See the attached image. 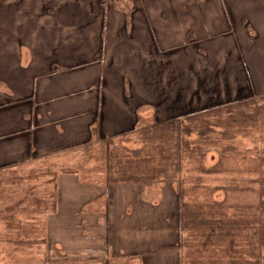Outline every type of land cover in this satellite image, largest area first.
Segmentation results:
<instances>
[{
	"label": "crops",
	"instance_id": "1",
	"mask_svg": "<svg viewBox=\"0 0 264 264\" xmlns=\"http://www.w3.org/2000/svg\"><path fill=\"white\" fill-rule=\"evenodd\" d=\"M245 2H58L57 7L67 10V14L62 22L50 20V25H57L52 33H36L2 48L5 52L0 56V171L50 168L51 182L46 183L56 184L58 189L65 187L62 178L66 175L56 172L55 178L53 172L72 162L68 155L81 152L96 139L134 130L144 110L153 111V121L194 111L184 109L183 104L199 103V74L205 72L199 61L208 59L211 64L215 53L224 56L218 69L225 70L222 63L229 64L226 56L233 59L229 66L234 67L238 77L232 80L239 87L264 92V84L256 79L247 55V51L257 50L263 44L264 33L254 18H260L264 24V2L262 6ZM86 8L91 15H86ZM213 10L216 17L211 20ZM184 16L192 22L183 23ZM73 18L76 20L71 22ZM45 21L42 18L41 24ZM71 23L76 26L74 31L70 30ZM173 103L178 108L168 113ZM67 176L72 186L83 185L77 173ZM76 195L80 194L74 193L75 198ZM127 199L126 194L119 192L121 204ZM73 207L62 210L56 206L49 215H83L81 207L77 211ZM139 208L136 218L146 214L152 220L150 208ZM154 213L159 214L160 209ZM117 214L114 219L118 223L120 207ZM119 223L114 225L121 228L116 233H121L124 243L132 249L121 257H142L144 262L156 257L166 260L170 253L174 258V240H170L168 251L166 239L161 240L165 232L160 228L150 223L132 227ZM70 227L46 226L49 233L57 234L50 236L48 260L57 264H108L106 233L111 243L112 224H77L80 242L74 246L71 244L76 243V238L69 236ZM152 232L159 233V245L155 241L150 244L157 246L155 249L145 242L146 236L152 240ZM129 234H133L134 242L128 240Z\"/></svg>",
	"mask_w": 264,
	"mask_h": 264
},
{
	"label": "rangeland",
	"instance_id": "2",
	"mask_svg": "<svg viewBox=\"0 0 264 264\" xmlns=\"http://www.w3.org/2000/svg\"><path fill=\"white\" fill-rule=\"evenodd\" d=\"M70 1L75 0H0V49L5 44H17L21 38L34 36L36 33L43 35L46 32L52 33L57 25H50V20L62 22L67 14V10L58 8L56 4L58 2L67 4ZM106 1L120 5L127 4L129 0ZM247 2H256L262 6L264 0H246L245 3ZM84 12L86 15L90 13L87 8ZM75 13H78V10H75ZM210 14L213 20L216 13L213 10ZM42 18L46 19L44 24H41ZM75 20L76 18H73L71 22ZM262 20L264 22V17ZM254 21L258 22L259 29L264 33L261 19L257 17ZM185 22L192 21L184 16L183 23ZM75 29L76 26L71 23L70 30ZM262 40L263 44L257 50L247 51L252 63L251 68L255 70V77L260 85L264 84V37ZM4 52V49L0 50V56ZM213 56L216 59L211 58V64L208 59L199 61L200 69L205 70L199 74V103L190 106L183 104L184 109L194 111L177 116L180 118L173 130L164 127L154 130L153 111L144 110L136 129L111 141L110 136L102 141L96 139L88 148L68 155L69 158L72 157V162L54 169L53 172L55 178L56 172L66 175L62 178L65 187L61 186L59 189L56 184L46 183V180L51 182L50 168H42L40 171L38 169L0 171V264H57L53 263V260H48L46 253L48 244L52 241L50 236L57 234L49 233L46 226L48 224L71 226L69 236L76 238V243L71 244L74 246L80 242L77 239V224L97 222L112 224V233L109 234L111 243L106 233V245L110 248L108 264H246L244 260L252 263L256 257L249 255L252 250L241 241L246 235L242 224H236L234 231L236 253H228L226 250L225 236L220 238L209 236V241L215 243L214 246L201 244V241L205 242L203 234L206 233V229L199 222L204 215L206 217L209 213L217 212L216 209L213 212L209 210L212 206L224 203V212L234 213L232 220L239 222L241 218L238 214L247 210V205L253 204L257 215L255 205L260 198L264 199V92L239 87V84L232 80L238 77L234 67L229 66L233 59L226 56V59L229 58V64L226 66L222 63V67L225 68L223 70L217 66L224 56L220 53ZM176 105L177 103L170 104L172 107L168 109V113L178 108ZM145 137L149 140L144 139ZM174 140L178 141V148ZM130 148H141V151L127 155L126 149ZM127 161L132 166V174H137L133 169L134 165L138 170L143 169L144 175L152 170H163L164 173L157 172L156 176L158 174L168 176L162 182L157 178L140 181L145 184L143 198L146 202L143 205L150 208L153 213L160 209L159 214L150 215L152 220L147 219L146 214L144 218H136L141 203L137 195L138 183L134 184L135 181L129 180L125 183L127 186H123L125 184L117 180L114 183L112 180L120 173H124ZM71 173H77L84 186H72L70 177L67 176ZM31 179L33 183L30 184ZM118 183L120 185H117ZM110 184L111 187H108ZM162 184L164 194L160 189ZM119 192L129 197L122 204L119 201ZM170 192L180 196L179 201L177 197L174 200ZM74 193L80 195H76L75 198ZM101 193H104L103 196H99ZM83 199L87 202L81 206ZM127 202H132V206H128ZM179 202L187 207L184 223L178 213ZM74 205L76 207H73ZM56 206L62 210L73 207L72 210L75 211L81 207L80 214L83 215L76 217H68L67 214L49 215ZM119 207L118 223L120 222L119 225L122 227H132L135 224L147 226L146 224L150 223L160 228L161 232H165L160 234L161 240L165 238L167 241L168 251L170 240H174L172 243L174 258L170 253L166 260L164 257L155 256V259L144 262H141L142 257L139 259L132 256L121 257L122 253L130 254L132 249L124 243L126 240L121 233H116L121 230L114 226L118 225L114 217L118 216ZM197 209H200V216L196 214ZM158 216L161 219L162 217L169 219L167 224H163ZM250 222L256 228L253 219ZM119 235L123 239L118 237ZM132 235L129 234L128 240L134 242L131 239ZM158 237L159 233L152 232V240L149 241L146 236L145 242L151 247L153 246L150 245L151 241L158 244ZM156 247L153 246L151 249ZM259 262L264 263V252Z\"/></svg>",
	"mask_w": 264,
	"mask_h": 264
},
{
	"label": "trees",
	"instance_id": "3",
	"mask_svg": "<svg viewBox=\"0 0 264 264\" xmlns=\"http://www.w3.org/2000/svg\"><path fill=\"white\" fill-rule=\"evenodd\" d=\"M193 113H195V112H193ZM193 113H191V114H193ZM179 118L180 117H172V118H169V119L164 120V121H156L155 120V121H153L152 126H155L154 130L157 128H159V129H161V128L162 129H164V128L170 129L171 128L173 130V128H176V123L179 121ZM122 135H124V134L116 135V136H110L109 137L110 141H111V139H113L115 137L122 136ZM103 139L104 138H102L101 140L98 139L97 141H102ZM144 139L149 140L148 137H145ZM174 143H175L176 147L178 148V144H179L178 141H175ZM140 151H141V148H139V149H134V148L126 149L127 155H129V154L131 155V154H134V153L140 152ZM168 159L173 161L170 158H168ZM131 163H133V161H131ZM125 164H126V166L124 168L125 169L124 173L123 174L120 173L119 175L115 176L116 179L113 178L112 180L114 183L119 181L122 184H125L129 180L135 181L134 184L138 183V194L137 195H138L139 200L141 201L140 206L142 207L143 203L146 202V200L143 198V192H144V185L145 184L143 182L141 183L140 181L143 179L157 178V180L159 182H162V181H165L168 178V176L163 175V174H158V176H156L157 172L164 173L165 171H163V170H159V171L152 170L151 172H148L149 174L144 175V173L142 172L143 169L138 170V168L135 167L134 165H133V169L136 170L137 174H132V169H131L132 166L129 165L130 162L127 161V162H125ZM174 164H175V166H177L176 162H174ZM174 164H173V166H174ZM123 176H126V177H123ZM125 185H127V184H125ZM108 187H111V184ZM131 188L134 189V187H131ZM160 189H161L162 193L164 194L165 189L163 187V184L160 187ZM170 193H171V196L174 200H175V197H177V199L179 201L180 196L178 197L173 192H170ZM127 203H128V206H132V204H133L132 202H127ZM252 205L253 204L247 205L246 206L247 210L243 211L241 214H238V216L241 218L239 222L232 220L234 213L224 212V209H223L224 203H217L216 207L212 206L209 210L211 212H213L216 209L217 212L213 213V214L209 213L208 216H206V217L204 215L201 222H199L206 229V233L203 234V237L205 238V242L201 241V244L203 246H205L206 244H212L214 246L215 243H210V241H209L210 239L208 238L209 236L210 237H218V238H220L221 236H225L227 238V243H226L227 249L226 250L228 251V253H230V252L236 253L234 251V249H235L234 248V243H235L234 231L236 230V224L237 225L242 224V226H243L242 229L246 233V235L241 239V241L244 242V245H247L252 250V253H250L249 255H252V257H256L255 259L252 258L253 259L252 263L251 262H245V260H244V263H246V264H262L261 262H259V258H260V256H262V254L264 252V214H263L264 213V199L262 200V198H260L258 200L257 204L255 205V209H257V212H258L257 215H256ZM177 208H178V213L180 214V220H182V222L184 223L185 214H187L185 209L187 207L182 202H179L177 205ZM126 209H127V207H126ZM195 211H196L197 216H200V213H199L200 209H197ZM153 214H155V213H153ZM228 215H230V216L226 218V216H228ZM251 219H253V223H254L256 228H254V226L250 222ZM168 220L169 219H167L166 217H162L161 222L167 224ZM170 222H172V221H170ZM179 241H180V238H179ZM262 244H263V246H260ZM235 247H237V246L235 245Z\"/></svg>",
	"mask_w": 264,
	"mask_h": 264
}]
</instances>
